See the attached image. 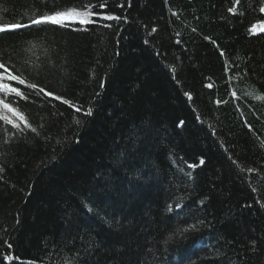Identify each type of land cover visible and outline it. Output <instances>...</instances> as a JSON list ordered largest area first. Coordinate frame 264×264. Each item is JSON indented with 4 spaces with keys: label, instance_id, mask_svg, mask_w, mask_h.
<instances>
[{
    "label": "trees",
    "instance_id": "1",
    "mask_svg": "<svg viewBox=\"0 0 264 264\" xmlns=\"http://www.w3.org/2000/svg\"><path fill=\"white\" fill-rule=\"evenodd\" d=\"M101 2L0 0V17ZM261 7L107 0L93 10L119 20L0 33V62L81 107L9 82L39 134L4 143L0 121V264H264Z\"/></svg>",
    "mask_w": 264,
    "mask_h": 264
},
{
    "label": "snow or ice",
    "instance_id": "2",
    "mask_svg": "<svg viewBox=\"0 0 264 264\" xmlns=\"http://www.w3.org/2000/svg\"><path fill=\"white\" fill-rule=\"evenodd\" d=\"M52 3L55 4V0H52ZM106 5H107V0H102V2L97 5L87 4L82 8L71 6L61 9L57 7L56 10L43 12L37 14L35 18H29L27 23L24 22L5 23L3 22L2 17H0V33H6L21 28L27 29L32 26L47 25V24L64 27L66 26V22L69 21L78 22L80 25H87L92 23L91 17L94 15H103V18L107 20H119L120 17H117L113 14H101L93 10L94 8H104L106 7ZM229 11H234V9H229ZM260 11L264 12V7H261ZM248 31L251 34H255L257 32H264V19L260 20L256 24L251 25ZM221 55H224V53L221 52ZM0 69H3V71L0 72V96L3 97L0 98V108L3 109V112L0 113V121H3L5 124L11 125V127L16 130V133H10L8 132L7 129H5L7 136L4 143H7L11 139H13L16 134H20L25 130H30L31 132L36 133L38 135L39 133L37 132V128L32 126L25 113L22 112L18 107H14L12 103L7 102L8 98L13 95L15 97L20 98L21 100L28 99V94L22 91L19 87L13 86L9 82L15 81L18 85H25L26 88L34 90L37 95L43 94L45 97H53L54 96L53 92L45 91V89L43 87H40L37 83H28L22 73L14 74L12 71L9 70L8 67H6L4 62H0ZM100 87L101 88L104 87L103 82H101ZM97 95L99 94L97 93ZM185 95H190V94L186 93ZM233 95H235V93H233ZM54 98L56 100H62V102L66 105L74 106L71 104V102L68 99H62V97L59 95L54 96ZM255 98L257 100H264V95H259L256 96ZM74 107H76L77 112L81 111V107L79 106H74ZM92 114L93 113L91 108L84 110L85 116H91ZM75 123L79 124L80 120L77 119ZM129 139L133 143H135L137 139L136 133L133 132L132 134H130ZM124 155H125L124 153L120 154L121 157H123ZM122 163H123L122 159L118 160L117 162L118 165ZM203 163L204 161L203 159H201L200 164ZM196 166L197 165L194 164L188 165L189 168H194ZM2 171L3 168L0 167V172ZM249 171H253V170L249 169ZM139 172L140 170L138 169L137 176H139ZM188 175H190V173H188ZM176 207H179V205H176ZM261 207H264V203L261 204ZM88 210L95 212V214L98 216L100 214L99 211L96 209L89 208ZM101 219L103 220L104 223L107 224L112 223L111 219L107 217H101ZM191 227L194 228L195 226H191ZM5 259H12V257H5Z\"/></svg>",
    "mask_w": 264,
    "mask_h": 264
},
{
    "label": "rangeland",
    "instance_id": "3",
    "mask_svg": "<svg viewBox=\"0 0 264 264\" xmlns=\"http://www.w3.org/2000/svg\"><path fill=\"white\" fill-rule=\"evenodd\" d=\"M91 20H92V17H91ZM68 23H76L75 21H69ZM1 109V108H0Z\"/></svg>",
    "mask_w": 264,
    "mask_h": 264
}]
</instances>
